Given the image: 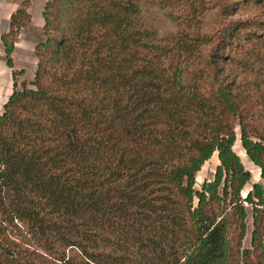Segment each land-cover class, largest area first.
I'll use <instances>...</instances> for the list:
<instances>
[{
    "label": "trees",
    "instance_id": "obj_1",
    "mask_svg": "<svg viewBox=\"0 0 264 264\" xmlns=\"http://www.w3.org/2000/svg\"><path fill=\"white\" fill-rule=\"evenodd\" d=\"M30 5L0 36V264H264V0H47L33 80Z\"/></svg>",
    "mask_w": 264,
    "mask_h": 264
},
{
    "label": "rangeland",
    "instance_id": "obj_2",
    "mask_svg": "<svg viewBox=\"0 0 264 264\" xmlns=\"http://www.w3.org/2000/svg\"><path fill=\"white\" fill-rule=\"evenodd\" d=\"M37 1V0H36ZM40 3H42V0H39ZM47 1V0H46ZM22 0H0V18L4 19V23L2 24H7V19L8 16L15 11L18 7H20ZM32 4V0H31ZM33 16V15H32ZM148 19L150 23H152L156 28H158L159 35L165 38L170 37L171 34H175L178 30V27L176 25V22L174 19L168 15V12L164 9H161L157 6L153 7L149 14H148ZM10 21V18H9ZM9 27L3 26L2 27V32L8 30ZM6 29V30H4ZM22 33L29 39L35 40L36 42H39L41 40L45 39V34L43 32V26L40 27L36 25L34 19H32V23L28 26L22 27L21 29ZM1 32V33H2ZM19 38V36H18ZM16 39V41L18 40ZM4 58H5V50H4ZM37 60V59H36ZM28 65V63H27ZM33 67V63L31 64ZM28 67V66H27ZM37 68V67H36ZM19 69V68H18ZM36 71V69H35ZM30 69V73H31ZM35 76V73L31 74H24L23 76L20 77V79L26 78L28 80H33ZM0 94H4V88H1ZM2 99V96L0 95V101ZM3 110L0 109V113ZM240 138H238L235 141L234 144V149L236 152L240 155L245 167L249 169L252 173V178L249 183H247L246 187L243 190V197L246 195L248 191L252 189V185L254 182L262 181L261 176H260V169L258 166H256L248 156H243L242 155V148L240 146L235 147V145H238ZM241 142V140H240ZM219 164L218 156L217 153L213 155V157L206 161V163L202 166V168L198 171L197 173V182H196V187L197 189L202 188V184L204 181H209L213 180L214 174L216 171V168ZM247 209H248V217H247V233L244 239V247L248 248L251 247V234L253 230V220H252V208L249 204L246 203Z\"/></svg>",
    "mask_w": 264,
    "mask_h": 264
},
{
    "label": "crops",
    "instance_id": "obj_3",
    "mask_svg": "<svg viewBox=\"0 0 264 264\" xmlns=\"http://www.w3.org/2000/svg\"><path fill=\"white\" fill-rule=\"evenodd\" d=\"M40 3L39 0H32V4L29 6V11L33 15V19L36 25L42 27L44 25V17H43V9L46 0H42ZM12 14V13H11ZM11 14L8 16L7 24L4 23V19L0 18V36L2 27H9L10 21L9 18ZM6 30V29H4ZM37 42L35 40H31L27 38L22 31L20 32L19 38L16 41V47L14 51V61L15 68H23L25 70V74L35 73V69L37 67V57L35 55V46ZM28 63V65H27ZM33 63V67H31ZM28 66V67H27ZM31 69V73H30ZM12 68L7 64L4 58V45L0 37V90L4 88V94H0L2 99L0 101V109H4V103L8 99L10 93L12 92V88L14 85V79L12 74Z\"/></svg>",
    "mask_w": 264,
    "mask_h": 264
},
{
    "label": "bare ground",
    "instance_id": "obj_4",
    "mask_svg": "<svg viewBox=\"0 0 264 264\" xmlns=\"http://www.w3.org/2000/svg\"><path fill=\"white\" fill-rule=\"evenodd\" d=\"M238 146H240V147L242 148V155H243V156H247V153H246L245 149L243 148V146H242L240 140H239V142H238V145H235V147H238Z\"/></svg>",
    "mask_w": 264,
    "mask_h": 264
}]
</instances>
